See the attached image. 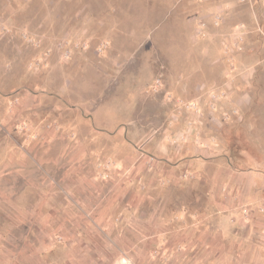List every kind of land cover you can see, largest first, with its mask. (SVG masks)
Instances as JSON below:
<instances>
[{
	"label": "rangeland",
	"instance_id": "obj_1",
	"mask_svg": "<svg viewBox=\"0 0 264 264\" xmlns=\"http://www.w3.org/2000/svg\"><path fill=\"white\" fill-rule=\"evenodd\" d=\"M20 93L100 151L262 158L264 0H0V98Z\"/></svg>",
	"mask_w": 264,
	"mask_h": 264
},
{
	"label": "crops",
	"instance_id": "obj_2",
	"mask_svg": "<svg viewBox=\"0 0 264 264\" xmlns=\"http://www.w3.org/2000/svg\"><path fill=\"white\" fill-rule=\"evenodd\" d=\"M77 132L31 93L0 98V264H264V150L193 145L159 162ZM111 158L133 180L98 176Z\"/></svg>",
	"mask_w": 264,
	"mask_h": 264
},
{
	"label": "built area",
	"instance_id": "obj_3",
	"mask_svg": "<svg viewBox=\"0 0 264 264\" xmlns=\"http://www.w3.org/2000/svg\"><path fill=\"white\" fill-rule=\"evenodd\" d=\"M214 96H216V95H214ZM98 165L100 167V170H102V169L104 170V174L102 176L107 178V177L110 176L109 172L112 170V168H114L115 163L113 161H111V160H107V161H103V162L99 163ZM131 174H132L131 170L130 171L129 170H125L123 172V175L126 176V177L131 175ZM185 175L187 176V174H185ZM251 212H252V209H251L250 206L247 205V206L243 207V214L246 217H250ZM122 264H134V263H133V261L131 259H129L127 257H124V258H122Z\"/></svg>",
	"mask_w": 264,
	"mask_h": 264
}]
</instances>
